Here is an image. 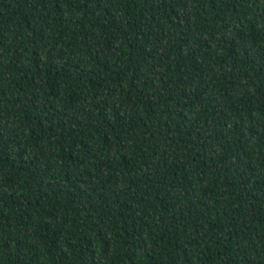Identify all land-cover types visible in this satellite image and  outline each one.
<instances>
[{"label": "trees", "instance_id": "16d2710c", "mask_svg": "<svg viewBox=\"0 0 264 264\" xmlns=\"http://www.w3.org/2000/svg\"><path fill=\"white\" fill-rule=\"evenodd\" d=\"M0 264H264V0H0Z\"/></svg>", "mask_w": 264, "mask_h": 264}]
</instances>
